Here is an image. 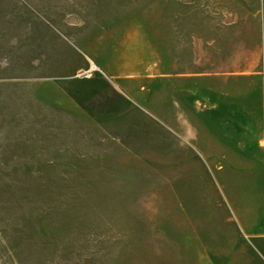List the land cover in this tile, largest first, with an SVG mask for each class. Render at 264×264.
I'll return each mask as SVG.
<instances>
[{
	"label": "rangeland",
	"instance_id": "1",
	"mask_svg": "<svg viewBox=\"0 0 264 264\" xmlns=\"http://www.w3.org/2000/svg\"><path fill=\"white\" fill-rule=\"evenodd\" d=\"M257 2L0 0V264L227 263L200 80L262 67Z\"/></svg>",
	"mask_w": 264,
	"mask_h": 264
},
{
	"label": "crops",
	"instance_id": "2",
	"mask_svg": "<svg viewBox=\"0 0 264 264\" xmlns=\"http://www.w3.org/2000/svg\"><path fill=\"white\" fill-rule=\"evenodd\" d=\"M257 1L256 6L264 5V0ZM231 73V82L226 78L214 85L202 73V103L210 92L226 105L233 97L242 115L234 126H202L195 141L200 155L196 161L205 175H212L226 205L233 250L219 255L220 261L224 257L226 264H264V60L256 71ZM218 108L220 116L225 111L221 100Z\"/></svg>",
	"mask_w": 264,
	"mask_h": 264
}]
</instances>
